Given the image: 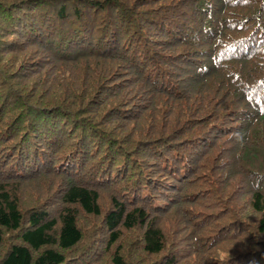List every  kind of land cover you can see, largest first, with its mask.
I'll use <instances>...</instances> for the list:
<instances>
[{"label": "trees", "instance_id": "1", "mask_svg": "<svg viewBox=\"0 0 264 264\" xmlns=\"http://www.w3.org/2000/svg\"><path fill=\"white\" fill-rule=\"evenodd\" d=\"M146 262L264 264V0H0V264Z\"/></svg>", "mask_w": 264, "mask_h": 264}, {"label": "rangeland", "instance_id": "2", "mask_svg": "<svg viewBox=\"0 0 264 264\" xmlns=\"http://www.w3.org/2000/svg\"><path fill=\"white\" fill-rule=\"evenodd\" d=\"M131 247H132V246H131ZM141 258H142V257H141ZM138 260H140V258H138ZM234 260H235V259H234ZM238 260H239V257H238ZM144 261H146V260H143V262H144ZM146 264H147V262H146ZM208 264H210V263H208Z\"/></svg>", "mask_w": 264, "mask_h": 264}]
</instances>
